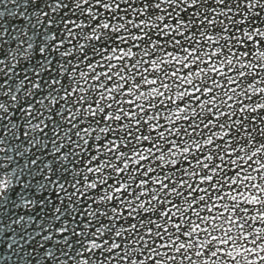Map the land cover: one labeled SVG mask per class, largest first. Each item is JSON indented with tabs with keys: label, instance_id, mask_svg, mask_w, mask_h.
<instances>
[{
	"label": "snow or ice",
	"instance_id": "6c2138e0",
	"mask_svg": "<svg viewBox=\"0 0 264 264\" xmlns=\"http://www.w3.org/2000/svg\"><path fill=\"white\" fill-rule=\"evenodd\" d=\"M0 264H264V0H4Z\"/></svg>",
	"mask_w": 264,
	"mask_h": 264
},
{
	"label": "bare ground",
	"instance_id": "6f19581e",
	"mask_svg": "<svg viewBox=\"0 0 264 264\" xmlns=\"http://www.w3.org/2000/svg\"><path fill=\"white\" fill-rule=\"evenodd\" d=\"M4 0H0V7L3 6Z\"/></svg>",
	"mask_w": 264,
	"mask_h": 264
}]
</instances>
